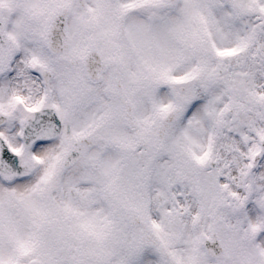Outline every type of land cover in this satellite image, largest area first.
<instances>
[{
	"label": "snow or ice",
	"instance_id": "snow-or-ice-1",
	"mask_svg": "<svg viewBox=\"0 0 264 264\" xmlns=\"http://www.w3.org/2000/svg\"><path fill=\"white\" fill-rule=\"evenodd\" d=\"M0 264H264V0H0Z\"/></svg>",
	"mask_w": 264,
	"mask_h": 264
}]
</instances>
